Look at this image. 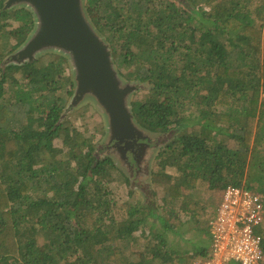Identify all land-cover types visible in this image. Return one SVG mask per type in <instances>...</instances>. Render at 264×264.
Returning <instances> with one entry per match:
<instances>
[{
  "label": "trees",
  "instance_id": "obj_1",
  "mask_svg": "<svg viewBox=\"0 0 264 264\" xmlns=\"http://www.w3.org/2000/svg\"><path fill=\"white\" fill-rule=\"evenodd\" d=\"M5 1L0 264H192L209 246V219L207 231L199 227L203 208L193 193L199 183L219 191L213 212L229 185L257 192L264 208V0H84L119 75L143 86L130 105L134 121L170 138L155 156L157 173L176 172L151 195L144 190L146 205L119 206L112 184L131 195L132 180L104 155L106 146L67 122L66 57L7 62L35 17L25 6L4 9ZM59 139L64 149L55 146ZM157 192L160 206L151 199ZM188 224L207 241L178 252L167 233L187 242L179 226ZM137 230L145 247L134 256ZM257 234L264 251V224Z\"/></svg>",
  "mask_w": 264,
  "mask_h": 264
},
{
  "label": "water",
  "instance_id": "obj_2",
  "mask_svg": "<svg viewBox=\"0 0 264 264\" xmlns=\"http://www.w3.org/2000/svg\"><path fill=\"white\" fill-rule=\"evenodd\" d=\"M25 6L35 17V28L26 42L10 56L8 63L32 62L42 52L66 55L74 70L72 104L93 97L108 117L111 137L123 153L134 156L149 151L138 139H150L132 116L128 96L133 86L120 83L108 44L90 23L84 0H6L4 9Z\"/></svg>",
  "mask_w": 264,
  "mask_h": 264
},
{
  "label": "rangeland",
  "instance_id": "obj_3",
  "mask_svg": "<svg viewBox=\"0 0 264 264\" xmlns=\"http://www.w3.org/2000/svg\"><path fill=\"white\" fill-rule=\"evenodd\" d=\"M50 52L57 53L66 57L67 61H65V64H63V74L65 78L66 76H69L73 82L72 95L68 99L67 109H66L67 122L69 124H72L73 128H76L79 131L85 130L86 134L93 135L94 136L93 144L96 147H98V145H103L105 148L106 146L105 154L104 153L103 154L111 158L114 164L118 167V169L127 177L129 176L132 180L130 185L132 191L131 195H128L129 192L128 187H125L120 184H115V182L112 184V187L114 188V192L116 193L114 200L117 202V205L119 206L122 205L123 203H127L128 205H133V204L146 205L144 190L145 189L149 190V193L151 195L154 192V190H156V188L161 189L159 183L160 180L165 181L166 178H168V176L170 177L176 175L174 169H168L164 175H160L156 171L158 170V166H157L158 161L155 159V156L160 150V148L166 142H168L170 138L166 140L167 135L148 132L150 139L148 140L138 139V143L146 144L150 152L145 151L142 154L141 152H139V154H136L135 156L131 153H126V152L123 153L122 149L119 148V143H117V141L114 140L110 135L108 117L106 113L93 97L89 95L85 96L76 105H71L72 96L75 90V81H74V70L69 58L66 55L57 51H49V52L47 51L37 55V58L35 60H37L40 55H43L42 57L43 62H47L50 59L48 58L49 55L48 53ZM10 56L11 55H9L6 58L7 62L10 61ZM114 70L122 86L128 85L130 87L133 86V88L135 87L128 96V104L130 106L132 101L139 100L141 98L143 91L140 89H142L143 86L139 85L136 82L127 81L124 78H122L119 75L115 65H114ZM67 88L69 89L70 87ZM187 123L190 124L191 122L187 121ZM55 146L59 147V149H64L62 148L63 145L60 139L55 141ZM243 183L244 180L242 181V184ZM193 193L195 196V200H197L200 206H202L203 208V212H199V215L203 213L200 218L198 217L200 222L201 220H203V223L199 227L200 228L205 227L207 231V221L214 214L213 207L218 200L219 191H211L207 188V185L205 183H199L195 191H193ZM160 197L161 195L159 192H157V195L154 198L151 197V199L156 202L157 206L161 205ZM152 200L151 202H153ZM160 212L161 211L158 212L159 215ZM156 225L157 227H155L154 231L161 232L162 230L158 222L156 223ZM190 225L194 226V224H190ZM190 225L188 224L187 226H179L181 231L183 230L186 232L187 230V234L185 233V237H187L186 238L187 242L181 240L179 236H174L170 234V232L167 233L166 240L170 242L171 246L178 252H184L185 250L187 252H192V249H196L200 245L199 241L203 243L207 241L204 233H199L197 229L190 231L189 228L191 227ZM139 230H137L138 232L135 234L137 241L135 242L133 241V244L131 246V251L134 256L142 255L145 247L144 246L145 239L141 237L140 235L141 232ZM174 264H180V263L175 262Z\"/></svg>",
  "mask_w": 264,
  "mask_h": 264
},
{
  "label": "built area",
  "instance_id": "obj_4",
  "mask_svg": "<svg viewBox=\"0 0 264 264\" xmlns=\"http://www.w3.org/2000/svg\"><path fill=\"white\" fill-rule=\"evenodd\" d=\"M263 224L262 196L243 186H227L208 221L207 255L192 264H264L263 242L257 234Z\"/></svg>",
  "mask_w": 264,
  "mask_h": 264
}]
</instances>
